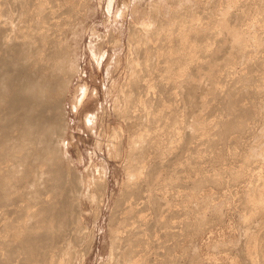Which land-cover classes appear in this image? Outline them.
<instances>
[{
  "label": "bare ground",
  "instance_id": "obj_1",
  "mask_svg": "<svg viewBox=\"0 0 264 264\" xmlns=\"http://www.w3.org/2000/svg\"><path fill=\"white\" fill-rule=\"evenodd\" d=\"M74 1L0 0V264H83L94 242V234L86 233L81 221V198L92 197L83 194L80 175L70 172L64 161L68 119L63 101L79 72L64 23L67 16L74 22ZM173 1L165 7L153 1L148 11L139 10L134 1L114 14V19L122 17L128 9L144 20L127 24L125 80L113 98V111L125 123L127 145L115 136L124 135L118 124L110 129L109 136L118 140L112 138L109 151L118 157L125 150L123 169L129 181L109 213V254L104 264L149 263L147 253L156 264H178L174 250L180 247V230L192 225L195 233L210 223L209 215L205 222L197 214L206 211L214 194L210 199L204 195L198 204L195 191L236 188L238 181L246 180L241 176L250 179L251 172L257 182L241 200L244 205L238 203L250 213L244 218L247 239L244 249L241 241L244 252L239 255L245 264H264L262 0L178 2L171 8ZM98 43L88 44L97 65L105 55ZM86 97L85 89L80 98ZM86 120L92 121L84 116L83 123ZM259 123L261 129L255 130ZM237 139H242L239 151ZM229 159L238 161L242 172L228 171ZM104 181L101 173L85 178L83 184L104 193ZM226 204L231 205L225 203L223 209Z\"/></svg>",
  "mask_w": 264,
  "mask_h": 264
},
{
  "label": "rangeland",
  "instance_id": "obj_2",
  "mask_svg": "<svg viewBox=\"0 0 264 264\" xmlns=\"http://www.w3.org/2000/svg\"><path fill=\"white\" fill-rule=\"evenodd\" d=\"M76 1L77 2L74 1V6H73V10H72L71 14L73 15V17H74V14H76L75 15L76 17L79 14L78 18H76V17L73 18L74 19V20L72 19L74 21L73 23L71 21V16L70 17L67 16L66 18H64L65 19V21H64L65 27L67 26L68 29L71 28L68 31V29L66 27L67 38H68V41H69L71 48H72L71 53H72L74 61L76 63V68L77 69L79 68L78 69L79 72L75 76L73 81L70 83L69 91L67 92V94L64 98V101H63L64 102V109L66 111V118L68 119L66 133L64 135L65 143L67 142V147H66L67 154H65V157L67 156L68 158H66L67 160L64 159V161H65L66 166L67 165L70 166V168L68 169L70 172H77L80 175L81 183H82L81 188H82L83 194L84 195H90L92 197L91 201L87 200L85 198H81V202H82V219H81V221L83 223V226L85 227L84 231L86 233L92 232L94 234V242L92 244V249L87 253V255L83 261V264H104L107 260L106 258H108V254H109L108 253L109 252V250H108L109 249V237H108L109 233H108V226H107L108 220H109L108 217L110 215L109 213L111 212L112 205L115 203V201L118 200V198L120 197V194H122V191L124 190V188L126 186V182L128 184V181H129L128 178H126L127 176L125 174L126 173L124 170L125 168L123 169V167H124L123 165L125 164V154H124L125 150L118 157H115L113 155V153H111L109 151L110 150L109 149V143L112 141V138L114 140L115 136H117V135H118L117 138L122 137L121 140L124 141V146L127 145L126 134H125L126 131L124 130L125 129V123H124V121H122V119L120 117L116 116L115 112L113 111V105H114V101H113L114 99L113 98H115L114 96L116 95L115 91L118 90L117 88H119L122 85V81L124 82V80H125L124 76H125L126 72H124V71H126L125 68H127L125 66V63L127 60L126 57L128 58V49H127L128 48V45H127L128 42H126L128 39V38H126L128 35V30H126V29H128L129 26L127 24L134 22L135 25H139L141 23V20H144V19H142V16L140 14L135 18V15L128 12V9L123 10L124 16H122V17L115 15L116 19H114V14H117V12H118L117 8L123 9V8L127 7L131 2H134V1H137V4H139L138 5L139 10L145 8L144 10L148 11L147 9H149L151 2L157 1L158 5L165 7L169 0H129L130 3H127V1H124V0H114L111 2L110 5L108 4V0H84V1L83 0L82 1L76 0ZM79 1H81V2H79ZM174 1L172 3H169V6L171 8L178 5V2L185 4V5L196 4V2H199V1H201V3L203 2V0H177V2L176 1L174 2ZM205 1H208V0H204V2ZM222 1L224 2V0H222ZM236 1L237 0H233V2H236ZM244 1L245 0H241V1L238 0V2H242V3H245ZM249 2H250V0H249ZM81 4L84 5V6L82 5L85 9V10L83 9L84 11L80 10V8L82 7ZM224 4H223V6H225ZM261 4L263 5V6L262 5L261 6L264 7V0L261 1ZM108 6H110L111 9H110V7L108 8ZM143 6H145V7H143ZM107 9H109L111 12ZM73 12H75V13L73 14ZM67 18L70 19V21H71L70 24H69V20L66 22ZM253 20H254V22H257L256 18H254V17H253ZM76 21H77V23H76ZM67 23L69 24V26L66 25ZM115 23H116V25H115ZM109 28L111 29L110 31H108ZM106 33L107 34H113V35H108V37H107ZM102 34H103V37L101 39L98 38V37H101ZM93 35L96 36L98 39H96V37L93 38ZM109 36L111 39L113 38L111 40V43H109L110 42ZM99 40L102 43V44H100V46L102 48V52L105 55L103 56L102 60L100 61L101 63L99 62V64L97 65V62L95 61V59L92 57L91 53L89 52L88 44L90 42L93 44H96L99 42ZM107 40H109V42ZM113 40L114 41L118 40L117 45H112ZM125 47H127V48L125 49ZM116 61L118 62L117 63L118 65H115ZM109 64H111V65H109ZM107 66L110 67L109 68V72H110L109 74L106 73V67ZM114 66H116V67H114ZM98 68H100V71H98ZM110 87H112V89ZM85 89L87 90L88 97L83 98L81 100L80 96L82 95V93L84 92ZM109 90L111 92H109ZM86 113H90V114L85 115ZM84 116L88 117L89 119L91 118L92 121L88 122L86 120V122L83 123ZM118 126L121 129V130L120 129H118V130H120V131L124 130L122 132L124 135H122L120 132L119 134H116V135L114 134L115 136H113L111 138L109 136V135H111V132H112L111 128H113V127L119 128ZM253 127H254V125H253ZM254 129L260 130L261 129L260 123L257 124V127L255 126ZM115 130H117V129H115ZM235 137H237V135H235ZM117 138L115 139V141L118 140ZM237 142H239L238 143L239 146H237L236 149H237V151H239L240 150L239 148L242 146V145L240 146V144L242 143V139H237ZM262 143H261V145H262ZM98 145H99V147H97ZM261 147H262L261 149H264V143ZM230 160L231 159L228 160L229 163L226 164V166H225V167H227L228 171L229 170H235V168H236V170H239V171L242 170L239 166H237V165H239L238 161L231 160V162H232L231 163ZM66 161H68V162H66ZM234 161H235V163H234ZM233 165H234V167H233ZM235 165L237 167H235ZM217 167H218V165L215 166V170L217 169ZM230 167H233V169ZM228 171L224 172L225 176L223 177V179L225 177L228 179V175H227ZM240 172H242V171H240ZM101 173H102L104 180H105L104 181L105 182V187H104L105 192L104 193H103V191L101 192L99 188H92L91 186L83 184L85 178L91 179L92 177L97 176L98 174H101ZM251 173L250 174L252 175V177L255 178L256 177L255 172H251ZM251 175H250V179H249V176H248V179H247L246 175L241 176L242 179L245 178L248 182L246 180H244L246 183L244 181H240V184H241L240 185L239 181H238L237 184L235 183L237 185L236 188H235V185H233L231 187L230 186L225 187V185H224V188H222V189H221V186H219L220 189H219V187H217L218 190L215 188L202 187L203 188L202 190L198 189L199 191L198 190L195 191V192H199L198 193L199 196L198 197L196 196V199L198 200V204L203 202L202 199H204V197H203L204 195H207L208 198L212 194H214V196H216L215 200L213 199L214 196L210 197L211 198L210 201H209L210 198L208 199V201L210 202V205H209V202H207L208 207L205 208L206 211L205 212L202 211L203 213L197 214L199 216L198 219L206 222V219L208 218L207 215H209V218H213V217L215 218L217 215V217H216L217 220L216 219L214 220V218L213 219L208 218L207 221L210 223L208 224V222L207 223L204 222L205 224H208V226L206 225L205 228H204L205 225H202V228H201V226L198 227L199 229L197 228L198 231L196 229L195 233L192 230L193 226L190 225V227H189L190 231L192 230V233L195 234V236L192 235L193 237H191L190 235L192 233L190 231H188L189 228L186 230L181 229V224L178 222V220L181 219V216L177 219L178 227H176V228H177L178 232L181 229L180 230L181 234H180V232L178 233V235H179L178 236V239H179L178 243H180L179 244L180 247L177 246V248H175V250H174L176 256L178 254V257H177L178 264H190V262L191 261L193 262V260H195L194 262L197 261L196 264L197 263L198 264H211V263L212 264H220V263H222V264H245V263H243V260H240L241 256L239 255V253L244 252L243 249H244L245 241H246L247 237L244 235L243 231H245V227L247 226V223H248L245 220L246 219L245 217H246V215L249 216L248 214H250V213H247L246 209L243 208L244 206H242V205H244V204H242L243 201L241 202V200L242 199L245 200L247 198L246 195H248L247 193L250 192L253 183L257 182L256 181L257 179H252ZM254 180H255V182H254ZM242 182L244 185H242ZM249 182H251V183L253 182L251 184V186L248 185ZM232 187L235 189L236 192L234 191V189ZM249 188H250V190H249ZM223 189H226L227 192H226V190L224 191ZM246 189H248V191ZM242 190H243L244 194H243ZM156 191L158 192V190H155V192ZM170 192H171V190H170ZM227 193L230 194V197ZM236 193L238 194L237 195L238 197L235 195ZM231 194L232 195L234 194L235 196L234 195L231 196ZM239 195H242L243 197L241 198ZM217 196H218V198H217ZM200 197H202V198H200ZM231 197H232V199H231ZM226 198H228V199H226ZM237 198H240V199H237ZM231 201H232V203H231ZM229 202L231 205L226 204L227 206H225V208L223 209V207H224L223 205H225V203H229ZM176 203L178 204V205L176 204V206L178 207L177 209L180 210L182 208L180 206L182 204L181 200L176 201ZM179 203H181V204H179ZM238 203H241L242 205H239ZM195 205H197V203ZM210 206H211V208H210ZM219 207H221L222 209ZM240 207H241L242 211L240 210ZM220 211L222 212L221 216H220V214H221ZM224 212H226V213H224ZM245 212H246V214H245ZM96 213L97 214L99 213V214L95 215ZM233 217L235 220H233ZM230 219H231V221H230ZM242 219H244V221H242ZM192 220H194V218ZM210 220H212L213 222ZM218 220H219V222H218ZM214 221H215V223H214ZM220 221H222V222L226 221V223L224 222L222 224V222H221V225H220ZM216 222H217V224H216ZM204 223H202V224H204ZM212 224H215V225H213L214 227L210 226ZM218 224L220 227H218ZM233 224H234V226H233ZM257 224H258V222L256 223L254 221V225H257ZM209 226L212 228H210ZM241 226H243V228H241ZM231 227H233V228H231ZM241 229H244V230H241ZM257 229L258 228H256V230ZM187 231H188V233H191V234L189 235L187 233ZM196 232H199V233H197V235H196ZM218 232H219V234H218ZM181 238H182V241H181ZM238 238H240V239H238ZM191 239H193V240H191ZM166 241H164L162 244L164 245V247L167 250V245L170 241H167L168 242L167 244L165 243ZM241 241H244V242H242L243 245L241 244ZM216 243H218V244H216ZM212 245H215V247ZM239 245L241 247H243V249H241V247ZM226 246H228V247H226ZM185 247H187V248L185 249ZM229 248H230V250H229ZM231 248H233V249H231ZM237 248H239L238 253H237V251L234 250ZM183 249H185L186 252L185 251L183 252L182 251ZM163 250L165 251L164 248H162V251ZM222 250L223 251L225 250L226 252L224 251L225 252L224 253ZM241 250H242V252H241ZM194 251H195V253H194ZM180 252H181V255L183 258L181 257ZM230 252H232V253H230ZM217 253H220V254H217ZM235 254H237V255H235ZM189 255H191V256H189ZM179 256L181 257L180 259H179ZM233 256H235V257H233ZM237 256H239V257H237ZM147 257H148L147 259L151 263L153 261V264H156L154 262V259L151 258L152 253H147ZM149 257L151 260L149 259ZM194 257H196V258H194ZM199 257H201V259ZM208 259H209V261H208ZM183 261H185L186 263ZM240 261H241V263H240ZM150 262L145 263V264H150ZM194 262L192 264H195ZM75 264H79V262L78 263L75 262Z\"/></svg>",
  "mask_w": 264,
  "mask_h": 264
}]
</instances>
